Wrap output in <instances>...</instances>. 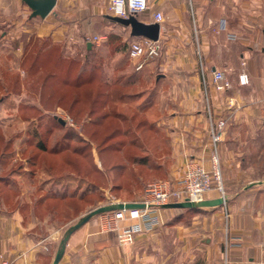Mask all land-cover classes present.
<instances>
[{"label": "rangeland", "instance_id": "rangeland-1", "mask_svg": "<svg viewBox=\"0 0 264 264\" xmlns=\"http://www.w3.org/2000/svg\"><path fill=\"white\" fill-rule=\"evenodd\" d=\"M20 1L23 13L18 12L16 0H2L0 7V211L10 213L18 207L20 191L12 174L22 172L27 160L36 190L22 210L25 216L31 213L37 225L25 235L41 241L46 255L29 259L24 253L18 257L19 264H51L67 228L91 210L113 202L138 201L149 185L181 179L191 160L211 169V139L208 167L191 157H185L181 166L178 151L182 136L195 123L193 101L201 97L206 112L207 93L202 75V90L194 87L198 66L194 68L192 55L181 56L185 49L178 41L162 37L160 54L137 70L129 48L140 36L132 38L129 27L90 24L89 34H105L90 51L86 36L53 42L38 35L31 22L40 17L30 18V8ZM59 8L63 10L58 0L53 10ZM109 32L120 38L110 39ZM223 141L224 135L220 144ZM220 166L225 181L221 160ZM213 190L226 198V189L212 187L202 200ZM198 209L185 211L176 220L177 208L158 207V225L130 241H121L115 225L107 224L109 211L83 225L91 222L121 244L134 243L142 233L154 234L146 240L159 245L146 247L147 252L160 259L171 251L170 260H175L176 226L178 222L190 224ZM54 228L60 234L50 242L46 236ZM187 257L185 251L182 258ZM0 258L1 264H14L15 259L2 254ZM203 258L198 254V264Z\"/></svg>", "mask_w": 264, "mask_h": 264}, {"label": "crops", "instance_id": "crops-1", "mask_svg": "<svg viewBox=\"0 0 264 264\" xmlns=\"http://www.w3.org/2000/svg\"><path fill=\"white\" fill-rule=\"evenodd\" d=\"M108 2L59 0L63 10L55 9L45 18L32 21L33 30L53 42L86 36V45L92 42L91 48L99 43L94 37L104 39L105 34H89L90 24L115 27L104 20L109 14ZM17 4L18 12L23 13L22 5ZM149 6L137 17L149 23L155 21L154 12H162L159 38L178 41L185 49L181 56L194 57L192 64L198 66L192 79L194 87L202 90V75L207 93V114L201 97L193 101L196 107L191 118L195 123L190 133L182 136L179 163L183 166L185 157H191L208 167L210 116L225 119L219 156L227 201L194 212L190 224L178 222L175 260H170L171 251L160 259L147 252L146 247L159 245L146 240L154 234L142 233L134 243L121 244L113 234L100 233L90 222L71 234L59 264H198L200 253L204 256L202 264H264V0H149ZM216 69L228 70L232 87L225 92L210 86ZM243 70L250 77L246 85L239 83L238 74ZM180 164L177 169L181 171ZM22 167V172L12 174L20 191L18 207L10 213L0 211V255L15 259L14 264H19L24 253L29 259L46 255L41 241L25 235L37 225L31 213L25 216L22 210L32 201L36 187L27 160ZM220 196L213 190L206 198ZM169 214L166 211L164 216ZM59 234L60 229L54 228L46 239L52 242ZM185 251L186 259L182 258Z\"/></svg>", "mask_w": 264, "mask_h": 264}, {"label": "built area", "instance_id": "built-area-1", "mask_svg": "<svg viewBox=\"0 0 264 264\" xmlns=\"http://www.w3.org/2000/svg\"><path fill=\"white\" fill-rule=\"evenodd\" d=\"M149 8V0H109L108 4L109 13L122 17H128L131 13H141ZM154 18L159 23L164 20L160 11L154 12ZM99 40V37H94V41L99 42ZM161 48L160 38L153 40L140 36L133 40L130 44L129 53L133 59L137 60V70L141 69L146 61L157 57ZM211 80L217 91L225 92L232 87L228 70L226 69L214 70ZM249 81V74L245 70L241 71L239 73V83L246 85ZM226 123L225 119L215 121L210 116V139L213 146L211 169H205L198 161L191 160L188 162L187 171L181 179L177 181H162L148 186L145 195L138 200L145 203L144 208L109 211L107 224L115 225L113 227L118 231L121 241H130L137 233L153 230L159 223V215L155 209L169 203L171 200L188 199L190 201H200L212 187L224 192L225 185L221 172L218 147L223 139ZM124 220H132V222L121 225L120 223Z\"/></svg>", "mask_w": 264, "mask_h": 264}, {"label": "water", "instance_id": "water-1", "mask_svg": "<svg viewBox=\"0 0 264 264\" xmlns=\"http://www.w3.org/2000/svg\"><path fill=\"white\" fill-rule=\"evenodd\" d=\"M31 10L30 18L33 17H41L45 18L50 12L53 11L56 6L57 0H22ZM107 17L111 20L130 28V34L132 36H144L153 40H157L160 37V29L161 25L158 21L154 22H145L140 20L136 13H131L128 17H122L113 14H107ZM92 45V42H88V47ZM62 123L65 121L62 118H59ZM226 201V198L223 196L212 198V199H204L200 201H175L164 204L165 208H204V207H213L218 205H223ZM145 203L139 201H122V202H113L110 204L99 206L86 215L82 216L79 221L73 224L70 229L66 230L62 239L59 242V247L56 250L54 259L51 264H59L64 252L66 250V246L71 234L80 228L84 223H86L91 217L97 215L102 212H108L119 209H133V208H144Z\"/></svg>", "mask_w": 264, "mask_h": 264}, {"label": "trees", "instance_id": "trees-1", "mask_svg": "<svg viewBox=\"0 0 264 264\" xmlns=\"http://www.w3.org/2000/svg\"><path fill=\"white\" fill-rule=\"evenodd\" d=\"M136 15L139 17V13H136ZM104 20H106L107 22H109L111 25H113V26H121L119 23H117V22H115V21H113V20H111L110 18H108V17H105V19ZM107 35H108V37H110V39H119L120 38V36L118 35V34H116V33H113V32H109V33H107ZM132 36V35H131ZM135 36H132V38H134ZM124 46H126V43H124ZM93 48H94V46H92L89 50L91 51V50H93ZM38 134V132H35L34 133V135H37ZM39 146H42V149H44L45 150V147H44V145H42L41 143H40V145ZM33 163H35V162H33ZM42 199V198H41ZM178 210H179V213L176 215V220L177 219H179L182 215H184V212L185 211H190V210H193V209H191V208H177ZM198 210H201V209H198ZM71 227V226H70ZM70 227L69 228H67V230L68 229H70ZM58 247H59V245H58ZM57 247V248H58Z\"/></svg>", "mask_w": 264, "mask_h": 264}]
</instances>
